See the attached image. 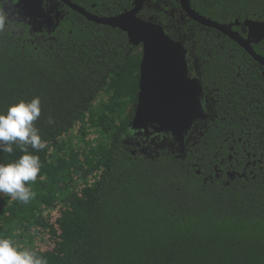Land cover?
Masks as SVG:
<instances>
[{
	"label": "trees",
	"instance_id": "trees-1",
	"mask_svg": "<svg viewBox=\"0 0 264 264\" xmlns=\"http://www.w3.org/2000/svg\"><path fill=\"white\" fill-rule=\"evenodd\" d=\"M97 1L112 15L134 6V0ZM190 1L220 23L264 20V0ZM173 2L176 28L169 33L194 46L200 58L245 56L214 29L193 20L184 24L179 2ZM0 10L7 16L0 30V112L39 97L34 124L46 142L39 152L28 146L41 164L28 185L35 197L25 204L0 193V237L47 264H264V89L258 70L254 87L234 92L226 119L201 128L185 154H133L126 139L142 46H133L119 28L72 16L54 38L37 39L30 25L9 18L3 0ZM221 45L236 51L223 53ZM94 131L99 135L91 138ZM13 149L0 152V163L22 155ZM248 152L262 162L244 175L254 162Z\"/></svg>",
	"mask_w": 264,
	"mask_h": 264
},
{
	"label": "water",
	"instance_id": "water-1",
	"mask_svg": "<svg viewBox=\"0 0 264 264\" xmlns=\"http://www.w3.org/2000/svg\"><path fill=\"white\" fill-rule=\"evenodd\" d=\"M65 1L78 12L88 14L79 5L70 0ZM179 1L190 18L228 34L264 64V57L254 50L251 41L233 30L238 20L231 24L220 23L200 14L192 7L190 0ZM143 6L144 0H135L131 9L117 15L88 16L97 23L125 31L133 46H142L139 90L131 129L145 131L146 134L170 133L181 148V154H185L188 134L195 122L205 116L200 101L202 89L196 79L189 77L188 51L184 43L172 37L162 23L141 16ZM4 8L7 12L11 9L12 14L18 13L25 19L29 18V23L34 25L40 18L48 17L52 21L48 13L55 12L52 8L46 9L43 0H17L11 6L4 3ZM245 23L250 28L251 37L258 31L263 32L264 37V21L247 20ZM163 146L157 144V147Z\"/></svg>",
	"mask_w": 264,
	"mask_h": 264
},
{
	"label": "flooded vegetation",
	"instance_id": "flooded-vegetation-1",
	"mask_svg": "<svg viewBox=\"0 0 264 264\" xmlns=\"http://www.w3.org/2000/svg\"><path fill=\"white\" fill-rule=\"evenodd\" d=\"M17 0H3V3H7L11 6ZM44 6L46 9H51L55 12L48 13L49 16L52 17V21L47 18H40L36 21L35 25L30 24V19H25L18 13L12 14L13 11L9 10V16L13 19V21L18 22H25L30 25L33 36L39 35L40 37L37 39H47L54 38L55 32L62 27L63 22L70 19L71 16L76 21H90L97 23L89 18L88 14L93 16H113L109 13V8L107 10L101 8L102 6L99 4L97 0H70L71 2L79 5L80 7L84 8L88 14H84L78 12L77 10L70 7L65 0H43ZM135 2V0H134ZM179 5L180 1L178 0ZM5 9V8H4ZM107 11V12H106ZM180 11L182 15V19L184 24H189L190 20L197 22L196 20L190 18L187 13L183 10L180 5ZM151 15H148L150 14ZM175 13H176V6L174 5L173 0H144V6L140 11V15L145 18H154L155 20L159 18V21L163 22L162 24L165 26L166 31L169 33L171 30L176 28L175 24ZM12 14V15H11ZM119 14V13H118ZM160 14V15H159ZM117 15V14H115ZM155 16V17H153ZM173 18V19H172ZM165 22H164V21ZM239 21L237 24L233 25V30L240 34V36L244 39H248L251 41V44L254 50L261 56L264 57V37L263 32L256 33L255 36H250V28L246 25L247 20H254V19H245L239 20L236 19L235 21L228 22L226 24L235 23ZM259 20V19H255ZM264 21V20H259ZM74 22V21H73ZM199 25L207 28L199 22ZM100 24V23H99ZM173 28V29H172ZM214 29L217 32V36H227L231 38L228 34H225L222 31H219L216 28L208 27ZM191 32V31H190ZM170 34V33H169ZM189 34V33H188ZM172 36V35H171ZM173 37V36H172ZM232 39V38H231ZM234 40V39H232ZM235 41V40H234ZM243 50L244 55L241 58L235 54H230L228 57L223 58H214L210 55H207L205 58H200L198 55L196 48L188 47L187 48V58H188V65H189V77L190 79H196L202 89L201 92V105L202 110L204 113V117L198 119L192 130L187 136V144L186 149L189 146L188 144L195 140L198 137L199 130L201 128L209 127L211 124H215L217 119H226L224 114L226 113L227 109L230 107L231 103V96L237 90L248 88L249 86L254 87L255 83V76L257 70L259 75L262 78V84L264 89V64L258 61L250 52H248L241 44L235 41ZM184 43V42H183ZM221 44V43H220ZM221 51L224 53L225 51L230 53L231 51H236L235 49H228L227 46L221 45ZM247 55V56H246ZM212 60H215L214 62ZM218 70L214 72L212 69ZM264 125V120L259 121V126ZM257 126V125H255ZM150 130H153L150 128ZM243 141L242 138L239 139ZM126 143L131 146V150L133 154L139 153L148 157L158 155L162 151H171V152H180L181 148L176 143V140L172 137L170 133H148L146 134L145 131H136L132 130V133L126 139ZM158 145L163 144V147H157ZM245 147V142L243 143ZM246 149V148H245ZM248 159L254 158V162L250 164L248 162L244 167L243 174L246 175L247 172L254 173V169L257 168L258 163H261V159L258 158L257 153L251 154L248 152ZM261 168V165L259 166ZM234 175H231L233 177Z\"/></svg>",
	"mask_w": 264,
	"mask_h": 264
},
{
	"label": "clouds",
	"instance_id": "clouds-1",
	"mask_svg": "<svg viewBox=\"0 0 264 264\" xmlns=\"http://www.w3.org/2000/svg\"><path fill=\"white\" fill-rule=\"evenodd\" d=\"M7 16L0 10V30L6 24ZM41 115V100L34 97L30 101L21 100L0 112V152L13 153L16 145L22 155L13 162L0 163V193L8 195L18 202L27 204L35 197L28 186L35 182L40 173L41 164L36 152L46 147L39 129L34 122ZM51 117L49 123H52ZM0 264H47V261L27 248L20 249L7 237H0Z\"/></svg>",
	"mask_w": 264,
	"mask_h": 264
},
{
	"label": "rangeland",
	"instance_id": "rangeland-1",
	"mask_svg": "<svg viewBox=\"0 0 264 264\" xmlns=\"http://www.w3.org/2000/svg\"><path fill=\"white\" fill-rule=\"evenodd\" d=\"M74 132L76 133V131H74ZM97 135H99V132L98 131H94V132H92V134L90 136H91V138H93V137H96ZM36 245H37L36 243H32L31 244L32 247H34ZM28 248H30V247H28Z\"/></svg>",
	"mask_w": 264,
	"mask_h": 264
}]
</instances>
